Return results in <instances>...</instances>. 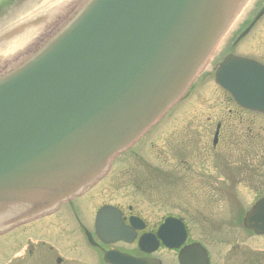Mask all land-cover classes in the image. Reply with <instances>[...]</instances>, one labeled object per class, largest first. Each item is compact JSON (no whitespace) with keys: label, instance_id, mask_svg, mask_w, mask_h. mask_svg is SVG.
<instances>
[{"label":"water","instance_id":"1","mask_svg":"<svg viewBox=\"0 0 264 264\" xmlns=\"http://www.w3.org/2000/svg\"><path fill=\"white\" fill-rule=\"evenodd\" d=\"M244 2L83 0L0 77V212L21 202L50 208L99 176L179 99ZM216 78L241 106L264 113V66L229 57ZM97 222L103 240L119 231L109 209ZM245 225L264 233V199ZM166 232L169 243L179 234Z\"/></svg>","mask_w":264,"mask_h":264},{"label":"flooded vegetation","instance_id":"2","mask_svg":"<svg viewBox=\"0 0 264 264\" xmlns=\"http://www.w3.org/2000/svg\"><path fill=\"white\" fill-rule=\"evenodd\" d=\"M220 137L222 134L220 132ZM223 140H219L217 145H211L213 151L221 153ZM200 150L195 159L203 160ZM249 176V173H245ZM239 172H216L207 173L198 172L196 179H189V183L193 184L194 191L199 195H238L253 193L255 195L264 194V180L260 184L262 187L255 189L240 188ZM192 180V182H191ZM202 185L204 187H202ZM243 185V184H242ZM194 212L187 213L191 221L197 225L206 224L203 218L201 204ZM117 208L121 211L122 219L127 226H131V222L135 219H141L145 223L143 230L135 229L136 238L133 243L128 244L119 242L113 245H103L98 240H95L103 250H118L122 253L131 255L136 258L162 259L165 249L162 245L159 250L153 254H146L140 250L139 239L144 234H156L159 226L162 224L157 220H152L143 215L140 210H137L132 205H119ZM92 223V216L89 212V206L83 202H70L60 207L56 212L50 214L36 222L21 226L17 229L9 231L5 235H0V264H104L101 260L102 253L100 251L81 254L77 251H63L65 246L60 243V238H63L62 233L73 231L69 229L74 227L78 231L82 228H87L88 224ZM160 223V224H159ZM69 236V235H67ZM187 244L194 241L190 240ZM49 240V241H47ZM193 240V239H192ZM53 242V244L51 243ZM51 244V246H48ZM73 249V248H72ZM169 251V250H167ZM172 252V251H170ZM264 252V251H263ZM85 255V257H84ZM247 264V263H243ZM263 264V263H262Z\"/></svg>","mask_w":264,"mask_h":264},{"label":"rangeland","instance_id":"3","mask_svg":"<svg viewBox=\"0 0 264 264\" xmlns=\"http://www.w3.org/2000/svg\"><path fill=\"white\" fill-rule=\"evenodd\" d=\"M60 0H26L22 9L18 13V21L19 22H25L29 20L32 17H36L38 15L45 16L46 14L44 11H47L49 8L54 7ZM253 0H251L252 2ZM253 4V3H252ZM251 6V5H250ZM247 9V7L244 9V11L237 17L236 21L234 22V28L237 27V25L242 22L244 17L247 14V11L250 9ZM13 25V24H12ZM233 27V26H232ZM232 32H229L224 39L220 42V45L218 47V50L223 48L228 40V38L231 37ZM236 51L240 54H246L249 57L257 58L258 60L264 62V19L259 23V25L256 27V29L250 33L247 39H245L243 42H241L238 47L236 48ZM212 84L211 82H208L204 84L200 89L199 93H195L188 99L186 102H184L178 109V111L174 114L172 118L166 119L164 121L159 130V136H157V133H153L149 140V144L144 149L140 150V154L143 155L147 160L153 159L151 156L157 157V156H163V155H181L177 152L175 153L171 150L170 146H165L164 143L166 142V138L171 135L172 137H177L179 140H181V137L177 131L181 128L187 127L188 123L187 119L188 117L192 120L194 119L193 113L191 112L190 116H187L186 114L188 111L192 109H200L198 111V114H201L204 120L207 118L209 114H215L218 117H223V114L226 115L229 113L228 110L232 109L231 106H228L226 104L221 105L220 102L223 101V98L221 97V94L219 92H216L215 89L209 91V93L202 94L208 86ZM215 86V85H214ZM222 109V111H220ZM229 122L235 123L234 119H230ZM250 123L253 125H250L253 127V129L256 131L259 129V127H262L264 125V119L263 118H253L249 120ZM254 131V132H255ZM155 141V142H154ZM137 145V144H136ZM167 151V152H166ZM204 157L209 158V156L204 152L202 154ZM170 169V168H168ZM105 190L100 192L98 196L96 197L98 199L97 202H100L101 200H107L106 199ZM155 195L149 197L154 198ZM166 199L165 197H163ZM246 202H251L252 197L246 196L245 197ZM248 245L255 248H264V240L259 241H249ZM227 251V250H226ZM225 252V251H224Z\"/></svg>","mask_w":264,"mask_h":264},{"label":"bare ground","instance_id":"4","mask_svg":"<svg viewBox=\"0 0 264 264\" xmlns=\"http://www.w3.org/2000/svg\"><path fill=\"white\" fill-rule=\"evenodd\" d=\"M62 9L59 7H55L54 11L58 12L61 14ZM27 39L25 37H18L14 39V41L10 42L7 45H3L6 48H9L8 55L10 56L12 53H14L16 50L14 49L15 47L21 46Z\"/></svg>","mask_w":264,"mask_h":264}]
</instances>
